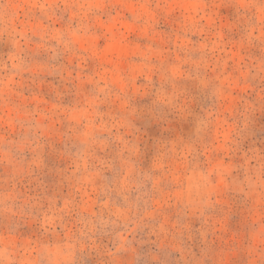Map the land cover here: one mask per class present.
Returning <instances> with one entry per match:
<instances>
[{"label":"rangeland","instance_id":"obj_1","mask_svg":"<svg viewBox=\"0 0 264 264\" xmlns=\"http://www.w3.org/2000/svg\"><path fill=\"white\" fill-rule=\"evenodd\" d=\"M0 264H264V0H0Z\"/></svg>","mask_w":264,"mask_h":264}]
</instances>
